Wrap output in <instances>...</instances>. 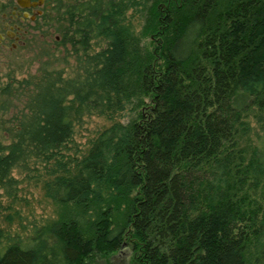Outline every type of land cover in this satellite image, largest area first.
Instances as JSON below:
<instances>
[{
    "label": "trees",
    "instance_id": "16d2710c",
    "mask_svg": "<svg viewBox=\"0 0 264 264\" xmlns=\"http://www.w3.org/2000/svg\"><path fill=\"white\" fill-rule=\"evenodd\" d=\"M37 17L60 39L0 76V193L35 170L57 209L23 237L0 227V264H264V0H46ZM85 114L109 123L81 148Z\"/></svg>",
    "mask_w": 264,
    "mask_h": 264
},
{
    "label": "rangeland",
    "instance_id": "374dc122",
    "mask_svg": "<svg viewBox=\"0 0 264 264\" xmlns=\"http://www.w3.org/2000/svg\"><path fill=\"white\" fill-rule=\"evenodd\" d=\"M6 5V10L0 14V76L1 80H6V73L13 72L17 78L29 76L30 73L37 71L39 59L47 45H53L60 35L54 32L45 35L38 29L32 28L37 24V16L33 19L26 17L20 20L13 17L11 13L12 5L16 0H0ZM10 4V5H9ZM9 5V7H8ZM10 19V20H9ZM13 22L21 26L18 33V39L4 34L5 28L12 25ZM7 24V25H6ZM63 52H56L57 59L53 65L57 68H64L65 72L70 73L69 62L74 60L69 56L68 62L63 59ZM45 55L43 59H45ZM51 65V66H53ZM50 66V67H51ZM49 67V68H50ZM124 118V117H121ZM109 121L96 114H85L74 125V140L77 147H85L90 137L95 134ZM4 132L0 129V138ZM37 171H12L15 182L10 190V194H5L3 189L0 193V227L11 235L18 234L24 236L29 234L35 226H41L46 223V219L55 215L56 205L46 197L41 188V182H35L32 175ZM125 256L120 251L117 260L120 262Z\"/></svg>",
    "mask_w": 264,
    "mask_h": 264
},
{
    "label": "flooded vegetation",
    "instance_id": "af4514ba",
    "mask_svg": "<svg viewBox=\"0 0 264 264\" xmlns=\"http://www.w3.org/2000/svg\"><path fill=\"white\" fill-rule=\"evenodd\" d=\"M38 0H23L22 3H18L16 1L15 4L12 5L11 13L13 17H18L20 20L25 19L26 17L35 18L36 15L41 14L42 7L46 0H44L41 4H34ZM10 20V19H9ZM7 25V24H6ZM7 28L4 30V34L14 37L18 39V33L22 29L18 23L13 22L12 25H7Z\"/></svg>",
    "mask_w": 264,
    "mask_h": 264
},
{
    "label": "water",
    "instance_id": "95a60500",
    "mask_svg": "<svg viewBox=\"0 0 264 264\" xmlns=\"http://www.w3.org/2000/svg\"><path fill=\"white\" fill-rule=\"evenodd\" d=\"M18 3H22V1L23 0H16ZM27 1H29V0H27ZM44 0H38V1H36V2H33L34 4H41L42 2H43Z\"/></svg>",
    "mask_w": 264,
    "mask_h": 264
}]
</instances>
